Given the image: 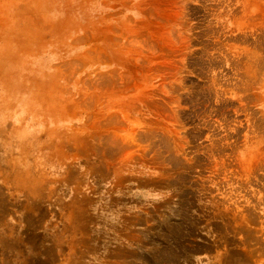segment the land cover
Segmentation results:
<instances>
[{"label":"rangeland","instance_id":"rangeland-1","mask_svg":"<svg viewBox=\"0 0 264 264\" xmlns=\"http://www.w3.org/2000/svg\"><path fill=\"white\" fill-rule=\"evenodd\" d=\"M0 264H264V0H0Z\"/></svg>","mask_w":264,"mask_h":264}]
</instances>
